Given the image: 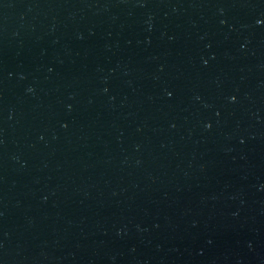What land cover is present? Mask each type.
Instances as JSON below:
<instances>
[{"label":"water","instance_id":"1","mask_svg":"<svg viewBox=\"0 0 264 264\" xmlns=\"http://www.w3.org/2000/svg\"><path fill=\"white\" fill-rule=\"evenodd\" d=\"M263 239L264 0H0V264Z\"/></svg>","mask_w":264,"mask_h":264}]
</instances>
